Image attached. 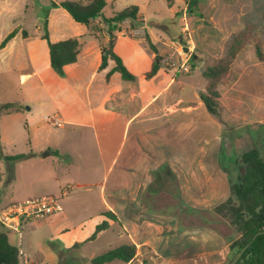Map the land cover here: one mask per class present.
<instances>
[{
    "label": "crops",
    "instance_id": "crops-1",
    "mask_svg": "<svg viewBox=\"0 0 264 264\" xmlns=\"http://www.w3.org/2000/svg\"><path fill=\"white\" fill-rule=\"evenodd\" d=\"M54 11L61 12L60 7ZM72 20L48 22L47 30L52 42L78 38L77 61L66 65L60 76L50 65L48 48L42 55H33L37 67L20 78L22 105H28L25 111L30 114L26 123L30 146L43 151L40 155L32 152V164L44 167L43 195L61 196L64 207L58 214L28 222H43L51 232L38 249L28 245L23 252L20 246L23 264L24 260L26 264H89L93 257L122 245H134L135 257L106 264H143L144 260L148 264H227L229 246L238 235L226 219L218 215L221 230H211L207 224L194 227L186 218L193 215V209L155 206L162 196L176 199L178 180L183 183L177 176L178 164L184 168L193 165L185 148L178 160V109L172 110L176 99L167 95L180 81L164 68L146 79L156 60L154 52H147L141 41L119 29L115 51L136 80L125 81L117 72L106 80L114 62L103 70L100 65L102 47L109 44L110 34L103 29L94 33L91 25ZM92 23L104 27L99 18ZM20 37L26 40L21 30L0 50L7 53ZM8 61L9 57L2 56L0 66L9 67ZM45 108L56 119L53 133L39 132L37 115L32 114ZM106 212L113 213L116 220L107 218ZM104 221L108 228L89 240ZM104 239L112 244L95 254L94 244ZM76 243L81 245L73 249ZM63 249L73 250L66 254Z\"/></svg>",
    "mask_w": 264,
    "mask_h": 264
},
{
    "label": "rangeland",
    "instance_id": "rangeland-1",
    "mask_svg": "<svg viewBox=\"0 0 264 264\" xmlns=\"http://www.w3.org/2000/svg\"><path fill=\"white\" fill-rule=\"evenodd\" d=\"M62 1L0 0V43L15 24L26 39L18 38L7 53L0 50V58L9 57V67L0 66V208L46 194L42 184L44 167L32 164V152L40 155L43 151L30 146L26 125L30 114L25 111L28 105H22L20 78L37 67L33 55H42L48 49L43 39L48 22L64 23L66 17L72 20L65 9L54 11L52 3ZM188 1L173 0L169 4L167 0H107L103 15L110 18L131 5L139 6L142 22L137 23L138 28L121 23L119 31L141 41L146 51L153 53L149 39L156 48L155 59L161 58V68L180 81L167 95L176 99L172 110L178 109V160L185 148L193 165L184 168L178 164L177 176L183 183L178 180L176 199L162 196L155 206L193 209V215L186 218L194 227L207 224L211 230H221L215 207L229 197L232 183L244 173L241 154L251 148H264V0H200L193 13L188 10ZM99 19L104 27L92 23V32L103 29L108 34L106 22ZM134 29L142 30V37H133ZM52 34L55 36L53 29ZM236 37H243L246 42L218 85V119L207 112L199 98V92L207 90L203 73L208 65L227 56L228 45ZM257 44L263 60L258 59ZM14 107L17 111L10 109ZM185 107L187 110H183ZM46 108L32 114L37 115L39 132L44 129L53 133L56 119ZM16 155L24 157L7 158ZM23 226L22 239L8 231L10 242L22 245L23 252L28 245L38 249L51 232L43 222H27ZM111 242L99 240L92 250L100 254Z\"/></svg>",
    "mask_w": 264,
    "mask_h": 264
},
{
    "label": "trees",
    "instance_id": "trees-1",
    "mask_svg": "<svg viewBox=\"0 0 264 264\" xmlns=\"http://www.w3.org/2000/svg\"><path fill=\"white\" fill-rule=\"evenodd\" d=\"M200 0H189L188 10L190 13L195 12ZM170 4L173 0H167ZM106 0H64L60 3L53 2L54 8L61 7L65 9L71 18L78 23L90 26L92 21L97 18H103L108 26L110 34V43L102 47V61L100 70L105 69L110 61L114 62V67L106 74V80H109L112 74L119 73L125 81H134L136 76L124 64L122 57L115 51L114 32L124 21H129L137 27V23L142 20L139 17L140 8L137 5H131L112 17L106 18L103 15V9L107 6ZM17 29L10 32L1 42L0 47L5 45L16 36ZM43 39L47 41L49 48L50 65L54 71L64 75V67L68 64L75 63L80 53L81 44L77 37H71L65 40L52 42L46 29ZM150 48L156 52V48L148 39ZM246 39L236 37L228 45L227 56L218 59L208 65L203 73L207 80V90L199 92V98L204 104L207 112L221 119V102L218 85L223 76L230 70L231 63L237 54L244 47ZM257 56L263 60V53L260 46L256 45ZM194 57H192V60ZM161 68V58H156L151 69L145 74L146 79L153 78ZM24 155L7 157L8 159L23 158ZM239 161L244 166V173L238 180L232 183L229 197L215 207V212L226 219L235 229L237 238L231 242L229 264L239 252L247 246L236 264H264V148H251L243 152ZM109 219L116 220V216L111 212L104 213ZM107 221L97 225L96 230L90 236L89 240H94L97 235L108 228ZM9 229L0 225V264H23L20 247L10 242L8 236ZM76 243L73 249L80 246ZM73 249H63L64 253H69ZM136 255L134 245H122L114 249L103 252L93 257L89 264H106L113 260L124 262L131 261ZM82 262L71 261L66 264H83ZM143 264H148L144 260Z\"/></svg>",
    "mask_w": 264,
    "mask_h": 264
},
{
    "label": "built area",
    "instance_id": "built-area-1",
    "mask_svg": "<svg viewBox=\"0 0 264 264\" xmlns=\"http://www.w3.org/2000/svg\"><path fill=\"white\" fill-rule=\"evenodd\" d=\"M142 34L143 31L139 29H134L131 32L133 37H142ZM46 119L49 118L46 117ZM66 191H68V188ZM63 209L62 197L56 195H43L12 202L0 208V225L14 231L21 238L23 223L46 219L51 215L62 212ZM27 262V260H24L25 264Z\"/></svg>",
    "mask_w": 264,
    "mask_h": 264
},
{
    "label": "water",
    "instance_id": "water-1",
    "mask_svg": "<svg viewBox=\"0 0 264 264\" xmlns=\"http://www.w3.org/2000/svg\"><path fill=\"white\" fill-rule=\"evenodd\" d=\"M185 51H188V48L185 47ZM248 246V245H247ZM247 246H245L240 252L239 254L229 263V264H236V262L240 259L242 253L244 252V250L247 248Z\"/></svg>",
    "mask_w": 264,
    "mask_h": 264
}]
</instances>
